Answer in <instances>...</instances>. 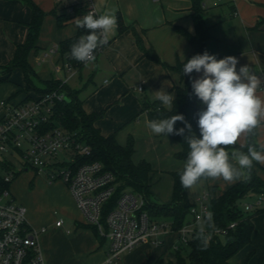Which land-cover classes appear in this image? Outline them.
Instances as JSON below:
<instances>
[{"label":"crops","instance_id":"obj_1","mask_svg":"<svg viewBox=\"0 0 264 264\" xmlns=\"http://www.w3.org/2000/svg\"><path fill=\"white\" fill-rule=\"evenodd\" d=\"M35 1L41 5H39L41 8H44L41 1ZM93 2L99 16L108 9L116 8V18L120 13L128 28L123 33H119L117 24L107 33L108 43L96 54L93 64L86 63L78 69V73L73 70L69 76L66 70L61 72H64L65 77H69L68 83L79 74V80L76 81L78 86L70 87L83 100V107L88 113L102 112V116L95 124L104 135L115 133L117 141L121 145H126L130 137H133L136 143L135 134L141 131L167 151L171 148L179 151L181 144L171 134L157 135L148 127L151 119L143 109L140 93L150 101L156 99L155 92L160 89L173 93L176 97V87L183 85L182 76L178 71L169 70L162 64L144 56L137 45L133 30L136 29L142 35L146 47L153 48L161 60L167 64L176 65L186 60L193 53L194 46L179 28L192 34L196 32L192 0H93ZM204 7L206 9L205 22L210 27L211 35L208 42V53L216 57L221 53L224 57L240 54V58H237V71L244 65L252 69L253 74L258 78L256 95L264 101V0H205ZM215 11H222L223 15L219 14L221 12L214 14ZM47 16L48 14L42 27ZM31 19L32 10L24 0H0V65L7 64L14 57L17 45L25 42L28 34L27 24ZM55 21L57 23L56 17ZM70 24H74L75 27L70 32H65L63 38H70L78 32L75 19L70 20L64 27ZM234 28L241 29L242 35L234 40V35L230 36L232 42L229 41V45L233 48L228 51L219 47L218 44L227 43L230 35L228 32ZM38 45L39 48L36 51L43 48L40 42ZM53 60L56 67L64 63L60 52ZM5 76L0 73V101L10 99L17 86L24 84V73L23 81L19 82L13 80L12 75H10V80L2 81ZM54 76L62 78L56 73L51 75L50 79ZM197 78H200V73L195 72L194 79ZM140 84L144 85L143 91L138 89ZM30 95L37 96L34 92ZM26 96L25 93H21L11 100L19 103ZM247 139L248 133H245L238 139L237 144L245 145ZM256 141L258 144L256 148L260 150V147L264 146V117H261L256 127ZM229 154L230 163L239 167L236 161L232 160L231 153ZM182 161L184 164L185 161ZM259 163L262 168H258V174L264 180V161ZM154 176L155 174L153 176L151 174L152 180ZM208 180L210 185L216 186L215 191L213 187L212 194H219L240 181L231 183L221 178H208ZM218 188L221 191H218ZM84 224L78 221L77 227ZM57 226L61 227L63 224ZM43 232L40 233V237ZM39 239L42 249L41 238ZM176 242V240L171 241L169 246L175 245ZM163 248L157 247L153 250L149 246L147 248L149 259L156 260L162 256L161 249ZM97 250L99 251L100 248ZM134 251L130 253L133 254ZM103 258L102 264H107V255Z\"/></svg>","mask_w":264,"mask_h":264},{"label":"trees","instance_id":"obj_2","mask_svg":"<svg viewBox=\"0 0 264 264\" xmlns=\"http://www.w3.org/2000/svg\"><path fill=\"white\" fill-rule=\"evenodd\" d=\"M32 10V19L27 24L28 34L24 43L18 44L14 57L5 65H0V73L6 76L2 81L10 80L11 73L16 68H21L24 73V84L17 86L10 99L15 98L21 93L27 96L22 102L33 99L30 95L31 91L37 96L52 92L54 90H64L66 98L62 101H57L53 107V114L50 120L45 124V129L60 127L69 132L75 133L81 137L91 148L89 156L80 158L81 162L99 161L103 164L104 169L115 175L117 189L113 200H117L119 195L125 190L142 192L146 194L148 203L145 208L155 218H169L172 223V229L179 231L185 224L188 214H191L193 204L190 203L186 189L181 186L178 171L173 172L174 178V200L170 204H161L151 199V174L152 167L146 161L135 163L133 160L134 144L130 139L126 145H121L116 134L104 135L100 128L96 126V121L102 116V112L88 113L83 107V100L78 93L70 87L68 81L63 82L59 77H52L49 80L39 78L37 71L29 63V54L32 50H38L39 38L42 29L43 21L48 14L34 0H24ZM193 2V17L196 25L195 34L189 33L182 28L179 30L190 40L194 46L193 53L184 61H180L176 65H169L162 61L153 48H147L142 35L134 29L139 49L147 58L162 64L169 70L178 71L183 79V85L176 87V97L171 110L165 108L157 99L150 101L147 97L142 96L143 109L148 113L149 118L163 119L172 115L182 114L187 123L191 124L192 132L198 137L200 129L197 126L199 119L197 113L202 108V102L196 97L191 82L194 80L195 72L190 76L183 75V65L188 59L197 54L208 52V42L211 39L210 27L205 22L204 7L205 0H192ZM74 12H61L57 6L52 11L55 15L57 24L60 28L64 27L70 20L82 18L88 12L86 5L81 2L71 4ZM117 24L119 33H123L128 27L124 23L122 15H117ZM90 30L78 28V32L59 43V52L64 63H70L74 68L80 69L85 64L71 57V45L75 43L80 36L88 34ZM34 79H38L42 83V87H35ZM160 111L157 112L156 109ZM184 123L177 122L174 125L175 129L184 128ZM180 144L181 149L177 152V156L182 160H186L189 147L185 142V136L189 135L185 129L184 136L171 134ZM247 143H252L258 147L256 141V128L252 133H248ZM223 147V146H222ZM233 150H241L247 153L246 147H241L239 144L226 146V151L231 153ZM258 168H262L261 164L253 161L250 180H240L221 193L210 194V210L213 213L216 231L213 232L210 244L206 250H201L198 246L199 242L194 238L193 231L187 243L179 242L176 246V261L165 262L163 256L156 260L149 259L148 264H235L232 262V257L242 248L252 243V235L255 224L253 217L255 214L264 213V209L257 211L254 214L248 211H243L239 206V201L245 196L252 194H264V180L258 174ZM10 181H5L4 176L0 175V191L9 189ZM216 186H214V191ZM192 215V214H191ZM236 223L235 227H230V224ZM87 226L92 225L90 223ZM94 225V224H93ZM95 226V225H94ZM97 231V227L95 226ZM97 235L98 232H97ZM104 237V236H103ZM185 244L188 245L189 254L184 255L183 251ZM165 246V245H163ZM162 246V247H163ZM247 264V263H246Z\"/></svg>","mask_w":264,"mask_h":264},{"label":"built area","instance_id":"obj_3","mask_svg":"<svg viewBox=\"0 0 264 264\" xmlns=\"http://www.w3.org/2000/svg\"><path fill=\"white\" fill-rule=\"evenodd\" d=\"M57 1L64 3L71 14L74 12L70 0ZM80 2L87 6L88 12L99 16L93 0ZM104 46L96 49L94 55ZM56 52L55 48H51L46 55ZM74 69L68 62L56 67L57 72H72ZM61 79L67 82L69 77ZM138 89L143 91L144 85L140 84ZM65 98L66 92L58 89L26 102L0 101V165L7 162V154L19 152L27 164L46 172L50 181L63 178L88 222L94 224L102 236L109 238L107 264H114L122 254L142 245L162 247L172 223L149 213L145 208L149 201L146 194L125 190L114 201L117 189L115 175L106 171L99 161H80L81 157L91 154L90 146L79 135L60 127L45 129L55 103ZM67 152L73 156L71 161L62 156ZM13 175L12 172L4 176L5 181H10ZM208 198L210 194L204 196L201 208L192 206L191 214L195 220L203 219L204 213L209 211ZM263 201L264 194H261L257 203ZM255 205L248 204L246 207L252 209ZM26 212L24 205L11 198L9 189L0 191V264H46L39 239L45 228L39 230L32 227L26 219ZM62 224L63 220H57L56 225ZM235 225L232 223L230 227ZM182 229L178 231L176 246L179 242H188L186 231Z\"/></svg>","mask_w":264,"mask_h":264},{"label":"rangeland","instance_id":"obj_4","mask_svg":"<svg viewBox=\"0 0 264 264\" xmlns=\"http://www.w3.org/2000/svg\"><path fill=\"white\" fill-rule=\"evenodd\" d=\"M39 1L42 2V6H44L42 8L48 13L39 38V42L43 48L39 51H31L29 63L43 80L50 79L51 75L56 73L64 78V72L56 71V64L53 59L59 52V42L64 37L63 34L70 32L75 25L70 24L64 28H60L57 25L52 10L57 6L61 12L70 13L69 8L64 3H59L57 0ZM80 1L71 0L69 4ZM218 12H221L219 14L223 15L222 11H215L214 14H218ZM230 30L228 32L230 35L227 43L224 42L223 45L218 44L219 47H223L224 50L228 51L233 48L232 45H229V41L232 42L230 36L234 35V40L242 35V31L240 32L241 29L239 28ZM51 48H55L57 52L46 55ZM232 56L240 58L241 55L234 54ZM216 58L219 60L223 59L224 56L221 53ZM93 62H89V64H93ZM78 71V69H74L73 72L78 73ZM70 73L68 72L67 75L69 76ZM11 75L15 81H23V71L21 68H16ZM78 75L70 81L71 83L69 82L70 86H78L76 83L77 79L79 80ZM201 76L202 72L200 73ZM34 84L35 87H42V83L38 79H34ZM142 96L144 94L140 93V97ZM135 135L137 138L136 143L133 137L129 138L134 144L133 160L135 163L146 161L153 169L152 176L155 174L151 183V199L161 204L172 203L174 200L173 172L178 171L181 165L183 167V161L177 156L178 150H172L173 148H171V150L167 151L162 145H158L148 138L144 132L139 131ZM62 156L67 161L73 159L70 152ZM60 162H62L61 158ZM60 169L64 170L63 167ZM12 172L14 175L8 186L11 198L16 203L26 207V219L32 227L37 229L46 228V231L40 237L46 264H102L103 256L105 255L106 258L109 250L110 240L107 237H103L99 229L96 231L93 224L86 225L89 222L84 213L79 209L65 180L57 177L53 181H50V177L46 172L38 171L36 167L27 164V161L19 152L7 154V162L0 165V175L6 176ZM213 187L210 185L208 178H201L191 189H186L190 203L193 206L201 208L204 196L211 193ZM218 191L221 190L218 188ZM260 195L252 194L245 196L239 201L240 208L251 214L264 209V201L260 204L257 203ZM206 202L209 207L208 212H211L210 198ZM248 204L256 205L252 209H247L246 206ZM57 220H63V226L58 227L56 225ZM160 220L171 223L169 218L164 217L160 218ZM78 221H82L85 224L77 227ZM201 221L202 219L195 220L193 215L188 214L182 229L186 231L188 239L194 230L199 229ZM253 221L255 228L252 235V243L242 248L232 257L231 260L235 264H264V213L255 214ZM97 232L99 235H97ZM174 240H178V232L169 228L168 233L165 235L166 247H161L163 248L161 250L163 251L162 256L165 262L176 261V244L169 246L171 241ZM148 247L147 245H142L135 248L134 255L130 253L131 251H127L114 264H148ZM185 247L187 248L184 249L183 254L187 255L190 250L188 245L185 244ZM97 248H100V250L98 251ZM150 248L156 249V247Z\"/></svg>","mask_w":264,"mask_h":264},{"label":"clouds","instance_id":"obj_5","mask_svg":"<svg viewBox=\"0 0 264 264\" xmlns=\"http://www.w3.org/2000/svg\"><path fill=\"white\" fill-rule=\"evenodd\" d=\"M116 11L113 7L98 17L89 12L75 19L78 28L90 31L71 45L73 59L83 63L95 60L94 51L108 43L107 33L117 26ZM237 64L236 57L226 56L217 60L215 55L207 51L194 55L184 63L183 75L202 72L200 78L191 82L196 97L202 102V108L197 113L199 137L192 132L191 124L186 122L182 114L153 119L148 123V127L157 135L184 136L185 129L188 130L185 142L189 151L178 172L184 189H191L201 178H221L231 183L241 179L250 180L253 161H264V146L257 150L254 144L247 143L241 146L247 148V153L233 150L231 158L239 167L230 163V154L226 151V146L236 144L243 134L252 133L261 117H264V101L256 95L257 76L247 65L237 71ZM155 95L163 106L171 110L175 100L173 93L160 89ZM177 122L184 123L185 127L175 129ZM216 230L213 213L205 212L194 236L201 250L208 248Z\"/></svg>","mask_w":264,"mask_h":264}]
</instances>
